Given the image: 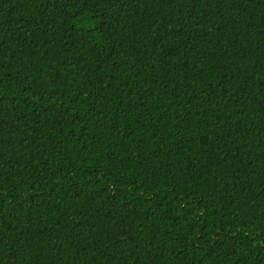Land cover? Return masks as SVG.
<instances>
[{
	"label": "trees",
	"instance_id": "trees-1",
	"mask_svg": "<svg viewBox=\"0 0 264 264\" xmlns=\"http://www.w3.org/2000/svg\"><path fill=\"white\" fill-rule=\"evenodd\" d=\"M0 264H264V0H0Z\"/></svg>",
	"mask_w": 264,
	"mask_h": 264
}]
</instances>
